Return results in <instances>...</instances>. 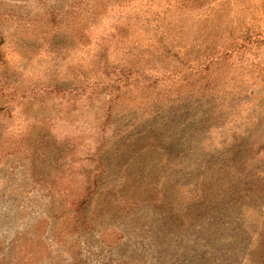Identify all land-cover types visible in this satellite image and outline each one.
<instances>
[{"label": "rangeland", "instance_id": "rangeland-1", "mask_svg": "<svg viewBox=\"0 0 264 264\" xmlns=\"http://www.w3.org/2000/svg\"><path fill=\"white\" fill-rule=\"evenodd\" d=\"M0 264H264V0H0Z\"/></svg>", "mask_w": 264, "mask_h": 264}, {"label": "trees", "instance_id": "trees-1", "mask_svg": "<svg viewBox=\"0 0 264 264\" xmlns=\"http://www.w3.org/2000/svg\"><path fill=\"white\" fill-rule=\"evenodd\" d=\"M101 76H103V80H98L92 84H86V89L84 87V91L81 93L82 96L85 95V99L83 100L85 107L91 108L92 106L97 105V103L100 102L101 98L109 96L111 100L109 101L108 105V113L106 114L107 119L105 120V123L101 126L98 124L95 125V130L97 131L98 135H101V138L99 141L95 140L94 144L96 145V153L100 152L102 149H104L109 142V136L107 133V126L108 124L111 125L112 117L110 115V110L113 107L112 103L115 101L113 97H115L118 93L122 91L125 87H129L130 82L133 84V86L137 83L144 82V80L149 79L148 77H145L141 69L137 67V70L130 69L128 67H114L109 68L108 65L104 64L99 69ZM66 91V90H65ZM68 91V90H67ZM116 94V95H114ZM118 97V96H117ZM113 98V99H112ZM154 134V132L151 133V135ZM142 135V133H140ZM161 141V137H160ZM162 144V143H160ZM153 145V144H152ZM154 146V145H153ZM152 146V147H153ZM243 152L240 150H237L235 147H232L230 149L224 150L221 152V156L223 158L222 163L215 162L218 165H221L219 170L221 172L228 170L232 173V175L241 176L244 174L243 166L240 165V160L245 159V157L242 158ZM199 157H195V163L199 161ZM210 161V160H208ZM197 167H195L196 169ZM99 170L101 172H106V167L103 163H101ZM214 187L212 188V185L208 186V190L205 188L204 183L201 185L200 189V195L199 199L202 202H199L200 205H202L205 208L208 207H216L217 205H220V202H218V199L222 198L220 197H214L215 200L211 201L209 197L208 191H212ZM228 191V190H227ZM238 191V192H236ZM233 192L235 196H237L240 191L242 190H236ZM240 192V194H241ZM87 197L82 200L81 204H85L87 201ZM75 202H72L71 205L73 206Z\"/></svg>", "mask_w": 264, "mask_h": 264}]
</instances>
